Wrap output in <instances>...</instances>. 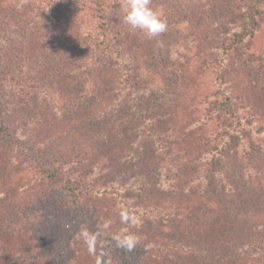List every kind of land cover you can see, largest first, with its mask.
I'll use <instances>...</instances> for the list:
<instances>
[{"label": "rangeland", "instance_id": "1", "mask_svg": "<svg viewBox=\"0 0 264 264\" xmlns=\"http://www.w3.org/2000/svg\"><path fill=\"white\" fill-rule=\"evenodd\" d=\"M70 1L0 0V61L15 79L5 121L20 140L0 145V264H120L112 240L125 229L145 243V264H264V149L227 157L221 177L201 170L213 147L212 57L231 0H151L168 27L127 44L138 111L120 104L122 66L98 57L91 6ZM109 1L116 12L125 3ZM254 53L264 60V21ZM231 65L228 89L264 127V74L243 59ZM141 113L162 143L143 131ZM66 167L112 193L81 205L76 232L46 175ZM122 211L134 227L116 223ZM84 228L100 233L94 252L78 238Z\"/></svg>", "mask_w": 264, "mask_h": 264}, {"label": "trees", "instance_id": "2", "mask_svg": "<svg viewBox=\"0 0 264 264\" xmlns=\"http://www.w3.org/2000/svg\"><path fill=\"white\" fill-rule=\"evenodd\" d=\"M70 3L91 6L97 27L102 33L99 37L101 39L97 40L99 45L98 57L101 61L104 60L111 65L110 67L119 64L122 66L119 68L121 76L117 87L120 93V96H118L121 99L120 104H125L127 107L132 105L138 111L141 103L137 99L139 91L133 75V68L130 67L131 55L127 49V44L134 36H146L122 22L121 6L124 2L120 3L121 6L117 11L120 12L119 22L121 24L119 27L111 23L113 17L118 13L115 11V5L111 4L109 0H71ZM228 4V11L224 12L223 15L224 22L221 25L220 39L214 50L216 52L212 57L213 63H211L216 65L214 79L217 90L209 96L205 114L206 121L210 123V126H208L211 128L209 140L213 144L211 151L202 161L201 170L206 178L221 177L222 163L227 157L241 155L244 160H247L253 154L264 149V127L258 125L257 115L252 114L249 105L244 106L243 103L236 102L228 89L227 82L232 69L231 63L235 58L243 59L256 66L264 74V60L254 53L255 39L262 26V21H264V0H231ZM153 10L155 11V9ZM150 39L156 40L157 37ZM6 68L7 66L0 61V145L16 146L20 143L17 128H12L5 121L11 107L10 97L8 96L9 90L12 88L13 83L15 84L13 74ZM12 101L14 102L15 99H12ZM141 116L145 117L143 113H141ZM146 119L147 123L145 122ZM149 121H151L149 117L141 120L144 126L143 131L149 132V136L153 140H159V143H162L161 141L166 137L158 129H155L156 133L152 132L149 128ZM42 173L45 174L43 171ZM80 174H75L68 167L64 171L55 169L51 173L49 171L46 173L47 176L49 175L48 181L51 184L61 187L57 193L58 195L54 196L56 200L53 201V204L60 203L68 209L73 208L70 209L72 211H69L70 216L67 220L74 232H76L77 220L81 219V205L86 203L85 206L87 207V203L91 201L90 199L96 196L99 197V195H103L105 198V195L112 194L109 187H104L101 182H96V179L91 178L88 173L86 175L84 173ZM54 197L51 198L54 199ZM124 202L127 206L126 197H124ZM130 208L128 206V209ZM106 210H108V207ZM84 212L85 215H89L86 209ZM118 222H121V219L116 215V223L118 224ZM136 222L135 220V223L125 224V227H134ZM112 242L116 245L115 240H112ZM144 246L145 243H141V240L131 251L116 246L119 263L134 264V261L142 258L140 264H145L144 257L146 256L142 254L143 252L146 253ZM176 249L185 250L184 253L188 255H195L199 252L195 247L179 246ZM177 255V251H175V256ZM176 262L177 260L171 261L172 264ZM63 264H65L64 261Z\"/></svg>", "mask_w": 264, "mask_h": 264}, {"label": "clouds", "instance_id": "3", "mask_svg": "<svg viewBox=\"0 0 264 264\" xmlns=\"http://www.w3.org/2000/svg\"><path fill=\"white\" fill-rule=\"evenodd\" d=\"M151 0H125L121 6L123 14L122 22L133 30L143 33L147 38H155L167 30V21L150 6ZM121 222L124 224L135 223V218L127 212L120 213ZM107 227V225H105ZM99 232H90L86 228L78 233V238H82L90 252H94ZM116 246L131 251L139 243V238L135 234L124 233L114 237Z\"/></svg>", "mask_w": 264, "mask_h": 264}]
</instances>
